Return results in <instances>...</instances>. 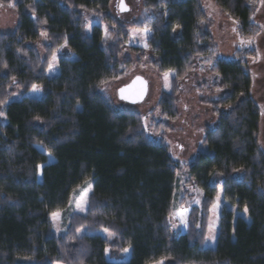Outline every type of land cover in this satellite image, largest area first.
I'll return each instance as SVG.
<instances>
[{"label": "trees", "instance_id": "trees-1", "mask_svg": "<svg viewBox=\"0 0 264 264\" xmlns=\"http://www.w3.org/2000/svg\"><path fill=\"white\" fill-rule=\"evenodd\" d=\"M11 1L0 0V7ZM14 1L17 28L0 34V110L6 120L0 124V264H264L260 112L245 63L215 59L199 0H143L142 17L127 27L108 14L113 0ZM213 1L238 23L242 37L257 34L250 6L257 0ZM82 12L100 14L89 33ZM105 27L111 43L104 40ZM145 27L158 72L175 73L176 83L199 64L208 65L216 81L208 89L225 92L207 104L218 122L206 128L203 149L189 166L190 183L203 193L199 208L173 212L180 167L167 144L147 136L139 113L116 108L99 90L130 66L120 62L129 30ZM42 35L51 42L44 47L48 58L66 45L68 54L60 58L54 78L47 76L48 60L33 46ZM34 84L41 99L25 96ZM15 90L22 98L10 102ZM177 90L162 94L156 107L160 120L151 125L155 131L167 133L176 122ZM88 181L86 214L72 215L57 235L52 213L66 210ZM219 190L236 212L247 208L249 221L224 206L216 246L205 249L209 211ZM181 212L183 222L175 215ZM81 231L87 234L79 236ZM125 249L130 258L121 262Z\"/></svg>", "mask_w": 264, "mask_h": 264}, {"label": "rangeland", "instance_id": "rangeland-1", "mask_svg": "<svg viewBox=\"0 0 264 264\" xmlns=\"http://www.w3.org/2000/svg\"><path fill=\"white\" fill-rule=\"evenodd\" d=\"M202 12L206 17L203 23V29L209 32L216 46L215 59L235 60L241 59L246 70L251 77V98L256 104L260 112V126L258 147L264 154V2L257 0L251 2L252 16L251 22L257 27L258 32L253 38H244L240 34L238 23H234L223 11L216 5L213 0H199ZM121 4L127 10L120 12ZM11 5V6H10ZM143 0H113L108 14L110 17L121 26H131L135 24L143 15L144 7ZM87 22V32L89 33L94 25L99 22V15H92L82 12ZM102 17V16H101ZM18 25V13L15 9V1L12 0L8 5L0 7V34L6 35L13 33ZM235 29V31H234ZM111 31L105 27L104 40L106 43H111L114 38L110 35ZM150 33L144 31L129 30L128 40L122 49L120 62H130V66L125 68L122 77L116 80L109 81L103 84L99 90L103 93L112 104L122 110H132L139 113L143 118V128L147 136L152 140L159 142L164 141L170 151L172 159L180 167L177 177L173 212L175 213L182 206L196 207L201 206L203 193L198 187L190 183L189 166L196 160L202 151V142L206 128H214L217 125L218 118L213 115V110L207 104L220 101L224 96V91L211 90L216 81L210 73V66L199 64L185 78L176 79L175 73L165 74L158 72L152 65L153 57L148 49L147 41ZM243 41V43H241ZM50 41L46 35H42L39 42L33 46L37 50L41 59L48 60L47 76L54 78L59 74V60L61 57L67 56L66 45L63 44L48 58L44 47L50 46ZM71 60L76 57L71 54ZM52 65L49 68V65ZM136 77H141L148 83V94L145 100L139 104H131L118 99V90L130 84ZM174 86L178 88L176 97V109L178 118L176 122L169 123V131H155L152 128V123L160 120L158 112H156L157 104L163 93H171ZM28 98L41 99L42 90L32 89L25 95ZM22 98V95L15 90L11 96V101H17ZM3 115H0V124H5L6 120ZM205 149V148H204ZM236 177H242L241 174H236ZM92 190V181H88L85 185L77 190L70 201L69 207L59 212V218L55 219L51 216L52 230L58 235L64 233L68 227V219L72 215H85L88 209L89 196ZM222 191L219 190L218 196L215 199L213 206L209 211L208 228L205 239V249H213L216 246L218 235L219 219L224 206L229 210H234L233 207L226 204L223 200ZM84 207V211H80V207ZM236 216H241L249 221L247 212L238 213ZM175 231H179V226L173 218L169 220ZM86 231H81L79 236L86 235ZM106 240H111L112 235L107 232L99 233ZM215 239H211L212 235ZM130 258V250L127 249L123 253L121 262H126ZM161 262V261H160ZM18 264H33L32 261L21 260ZM60 264V263H57ZM159 264V262L155 263ZM163 264H171L163 260Z\"/></svg>", "mask_w": 264, "mask_h": 264}, {"label": "water", "instance_id": "water-1", "mask_svg": "<svg viewBox=\"0 0 264 264\" xmlns=\"http://www.w3.org/2000/svg\"><path fill=\"white\" fill-rule=\"evenodd\" d=\"M124 5L121 4V7H123ZM124 8V7H123ZM126 9V8H125ZM127 10V9H126ZM125 10H122V8L120 9V12H123ZM135 81V83H133ZM131 85L132 87L129 88L128 86ZM124 89H126L124 95L127 97H132L130 99H121V94H120V89L118 90V99L120 101H125L131 104H139L142 103L147 94H148V83L146 82V80H144L143 78L139 77V80H137V77L127 86L122 87ZM121 88V89H122ZM143 93L142 96H140V93ZM133 98L135 99V102H133Z\"/></svg>", "mask_w": 264, "mask_h": 264}, {"label": "snow or ice", "instance_id": "snow-or-ice-1", "mask_svg": "<svg viewBox=\"0 0 264 264\" xmlns=\"http://www.w3.org/2000/svg\"><path fill=\"white\" fill-rule=\"evenodd\" d=\"M262 2H264V0H262ZM11 6V5H10ZM122 10H126V9H124L123 7H122ZM234 23H235V21H234ZM144 33L145 34H147L148 32H150V29L149 28H147V27H145L144 28ZM234 31H235V29H234ZM241 43H243V41H241ZM145 47H147V45L145 44L144 45ZM55 55H53V60H55ZM52 67V65L50 64L49 65V68H51ZM137 80H139V77H137ZM165 80H167V73H165ZM133 83H135V81L133 82ZM129 88H131L132 86L131 85H129L128 86ZM37 88H38V86L37 85H33V89L34 90H37ZM125 91H126V89H124V88H122V89H120V94H121V99H130V98H132V97H127V96H125L124 95V93H125ZM143 95V93H142V91H141V93H140V96H142ZM133 102H135V99L133 98ZM0 115H3V112H0ZM49 155H51L50 153H49ZM38 168H40V167H42V166H37ZM78 207H80V211H84L85 209H84V207H82V206H79L78 205ZM245 213L247 212V208H245ZM175 215H178L180 218H181V221L183 222V219H184V214L181 212V213H176ZM52 216H53V218H54V220L55 219H58L59 218V213L58 212H54V213H52ZM173 226H175V225H173ZM111 235V234H110ZM211 239H215V235L213 234L212 236H211ZM125 251H127V249H125ZM106 252H107V249H106ZM159 264H163V261H161V262H159Z\"/></svg>", "mask_w": 264, "mask_h": 264}]
</instances>
